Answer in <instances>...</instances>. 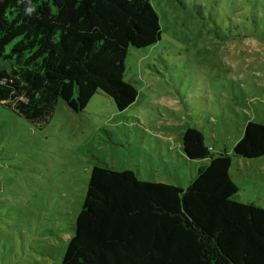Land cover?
I'll list each match as a JSON object with an SVG mask.
<instances>
[{
  "label": "rangeland",
  "instance_id": "rangeland-1",
  "mask_svg": "<svg viewBox=\"0 0 264 264\" xmlns=\"http://www.w3.org/2000/svg\"><path fill=\"white\" fill-rule=\"evenodd\" d=\"M150 3L161 35L128 49L126 109L97 92L80 113L58 100L30 121L0 102V264H61L94 165L185 189L188 127L231 156L237 200L264 208V156L232 152L247 122L264 124V0Z\"/></svg>",
  "mask_w": 264,
  "mask_h": 264
},
{
  "label": "trees",
  "instance_id": "trees-1",
  "mask_svg": "<svg viewBox=\"0 0 264 264\" xmlns=\"http://www.w3.org/2000/svg\"><path fill=\"white\" fill-rule=\"evenodd\" d=\"M151 0H0V102L26 120L61 100L80 113L97 92L117 110L137 90L124 79L130 47L161 35ZM183 189L94 165L61 264H264V208L237 200L231 156L188 127ZM235 156H264V124L247 122Z\"/></svg>",
  "mask_w": 264,
  "mask_h": 264
}]
</instances>
